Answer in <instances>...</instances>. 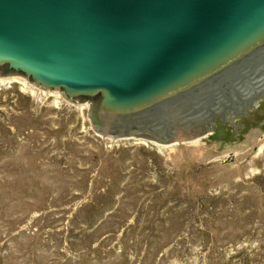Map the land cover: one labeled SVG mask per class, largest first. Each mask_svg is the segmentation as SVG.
<instances>
[{"label": "rangeland", "instance_id": "374dc122", "mask_svg": "<svg viewBox=\"0 0 264 264\" xmlns=\"http://www.w3.org/2000/svg\"><path fill=\"white\" fill-rule=\"evenodd\" d=\"M61 98L0 86V264H264V133L104 136Z\"/></svg>", "mask_w": 264, "mask_h": 264}, {"label": "water", "instance_id": "95a60500", "mask_svg": "<svg viewBox=\"0 0 264 264\" xmlns=\"http://www.w3.org/2000/svg\"><path fill=\"white\" fill-rule=\"evenodd\" d=\"M72 104L101 135L220 151L264 133V0H0V70ZM238 125V126H237ZM236 126V127H235Z\"/></svg>", "mask_w": 264, "mask_h": 264}, {"label": "flooded vegetation", "instance_id": "af4514ba", "mask_svg": "<svg viewBox=\"0 0 264 264\" xmlns=\"http://www.w3.org/2000/svg\"><path fill=\"white\" fill-rule=\"evenodd\" d=\"M1 75H11V74H15L14 72L8 70L6 67L2 68L0 70ZM264 101V96L259 97L256 102H251L250 106L247 107V109L242 112L241 114H239L236 118L233 119L232 124L230 122V120L228 119V114L225 113L223 116H219L214 120V125L217 122H221V123H227L229 126L234 127L233 125L235 124L234 122L237 121H241L243 118H248L250 116H252V114H254L255 112L258 111V108L260 107V103L259 102ZM238 126V125H237ZM236 127V126H235Z\"/></svg>", "mask_w": 264, "mask_h": 264}, {"label": "bare ground", "instance_id": "6f19581e", "mask_svg": "<svg viewBox=\"0 0 264 264\" xmlns=\"http://www.w3.org/2000/svg\"><path fill=\"white\" fill-rule=\"evenodd\" d=\"M12 82L21 83V85L23 86V88L29 90L33 94L36 93L38 96L54 97V98H57V100H59V98H61V95L58 94V93H53V92H49V91L38 90V88H36L34 86H31V85L27 84V82H25L24 80L21 81L18 78H14V77H12V78H0V86H3L5 84H9V83H12ZM134 140H135V142L138 141V140L143 141L142 139H134Z\"/></svg>", "mask_w": 264, "mask_h": 264}, {"label": "trees", "instance_id": "16d2710c", "mask_svg": "<svg viewBox=\"0 0 264 264\" xmlns=\"http://www.w3.org/2000/svg\"><path fill=\"white\" fill-rule=\"evenodd\" d=\"M101 198H103V197H101ZM95 199H96V198L92 199V202H91L90 204L94 203V202H95ZM90 204L86 205V207H87V206H91ZM84 207H85V206H84ZM84 207H83V208H84ZM83 208H82V209H83ZM117 228H118V227H117Z\"/></svg>", "mask_w": 264, "mask_h": 264}]
</instances>
